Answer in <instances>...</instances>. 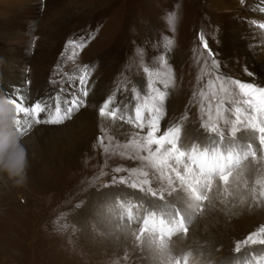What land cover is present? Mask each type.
I'll return each mask as SVG.
<instances>
[{"label":"rangeland","instance_id":"374dc122","mask_svg":"<svg viewBox=\"0 0 264 264\" xmlns=\"http://www.w3.org/2000/svg\"><path fill=\"white\" fill-rule=\"evenodd\" d=\"M215 1L36 0L15 28L0 9V96L40 102L41 120L83 101L63 123L29 117L31 127L11 103L28 179L0 173V264H264V244L236 251L264 227V113L232 83L264 86V15L252 0H239L249 16ZM150 82L167 94L156 135L179 129L182 161L159 162L172 144L149 145V126L135 123ZM109 97L115 120L99 115ZM193 150L221 166L202 173Z\"/></svg>","mask_w":264,"mask_h":264},{"label":"snow or ice","instance_id":"6c2138e0","mask_svg":"<svg viewBox=\"0 0 264 264\" xmlns=\"http://www.w3.org/2000/svg\"><path fill=\"white\" fill-rule=\"evenodd\" d=\"M172 20V17H170V22ZM261 29H264V22H261L258 25ZM201 41L203 43V47L205 49L208 48V44L206 41H204L203 35H201ZM72 43V42H70ZM172 42L168 41V44L170 45ZM82 47V46H81ZM213 53L209 51V56H212ZM212 64L216 65V60H212ZM147 72L148 70L145 69ZM248 75H253L252 73H247ZM87 71L83 73V75L80 76V83L81 85L86 84L87 82ZM160 75V74H157ZM168 78L163 80L162 83L164 84L165 88L169 86L172 82L171 73L169 72L167 74ZM216 81L219 82V92L224 93L228 96L232 95V92L230 90L229 85L220 80V77H216ZM232 83L236 85V87L239 89V93L242 94L245 97H248V103H254L257 111L264 113V86H258L252 82L248 81H240V80H232ZM150 91L153 93L149 98H145V100L142 103H138L135 108V123L138 124L141 128L147 124L149 126V132L147 134V143L149 145L155 143L157 145L163 146L164 143H171L172 148L169 150V153H167L163 158L160 159L159 162L164 163L167 161V159L170 156H175V158L178 161H182L183 158L186 155H189L188 153H185L184 151L180 150L176 140H175V133H178L179 129H170L167 133H165L164 136H157L156 133L159 132V120L161 116L163 115V109L158 106L159 104H163L166 92L160 91L159 89L152 86L151 82L149 84ZM208 88L211 91L213 95L217 93V83L214 81H209ZM135 92V89L133 90ZM88 92L87 90L83 91V96H87ZM201 95H204L202 92ZM10 103L15 105L16 108V116L17 120L16 123L20 125L22 123V120L20 118V114H23L25 120L23 123H28L27 118L31 117L32 121L35 123H52V124H59L63 123L65 119H68L71 117V114L73 110H79V107L83 105V101H81L78 97L76 99H73L71 102V107L67 109L66 112H61V109L59 106H57L55 114L50 115L47 120H41L40 119V113L45 111V107L42 106L40 102L33 103L30 107L25 106L24 100L22 97L18 96V99L20 102H18V99H12L10 97H6ZM138 99V94L136 97ZM113 103V98L109 97L106 99L101 107L99 108V115L101 117H107L112 120H115L118 117V114L120 112L119 107L112 108L109 110L110 105ZM127 108V106H125ZM145 111L149 112L151 114V118L147 121L144 120V113ZM240 111L239 109L237 110ZM212 118L211 116L209 117ZM28 126L31 127V124L28 123ZM210 130H215V125H212L210 127ZM260 131L264 133V126L260 127ZM261 142L264 143V136H261ZM255 155V153H253ZM190 161L192 164L198 165L201 169V172H212L217 167H220L219 161L215 157H209L207 153H200L197 154L195 150H193V153L189 156ZM191 167L187 169L188 172H191ZM179 175V173L177 174ZM229 175H222L221 179H223L225 182H227ZM183 179V177H181ZM261 195H264V192L261 193ZM200 199H205L206 197H199ZM147 224V221L145 222ZM264 244V227L259 229L255 233H250L248 237L245 238L244 241H237L236 242V251L240 250L241 244ZM177 264H179V261H177Z\"/></svg>","mask_w":264,"mask_h":264},{"label":"clouds","instance_id":"9594fccd","mask_svg":"<svg viewBox=\"0 0 264 264\" xmlns=\"http://www.w3.org/2000/svg\"><path fill=\"white\" fill-rule=\"evenodd\" d=\"M14 111L10 101L0 96V173H6L16 186H21L28 179V154L13 130Z\"/></svg>","mask_w":264,"mask_h":264},{"label":"bare ground","instance_id":"6f19581e","mask_svg":"<svg viewBox=\"0 0 264 264\" xmlns=\"http://www.w3.org/2000/svg\"><path fill=\"white\" fill-rule=\"evenodd\" d=\"M233 1V0H232ZM39 2V1H38ZM215 2H219V1H215ZM36 0H0V9H2L3 11H9V12H12L13 15H11L10 17V20H11V26L13 28H15V26H19V25H23L21 24V22H19L20 19H23L24 17H27V16H31V15H35L37 13V8L35 5H38V3L36 4ZM224 3V2H223ZM252 3L253 5L255 6V8L257 9L258 13L256 14V16L258 17H261L264 15V0H252ZM251 4V3H250ZM34 8V11L36 10L35 13H33V8ZM226 5V4H225ZM31 7V9H30ZM222 7V6H221ZM222 8H225L222 7ZM227 8L229 10H232L233 13H237L240 15H244V16H249L248 14H246L245 10L243 8L244 5L242 2H240L239 0H234L232 3H230ZM220 9V8H219ZM248 9V8H246ZM250 9V8H249ZM248 9V10H249ZM19 10H23L22 12H18ZM30 10L32 13H30ZM247 10V11H248ZM250 11V10H249ZM256 11V12H257ZM2 12V11H1ZM0 12V15L2 14ZM11 14V13H10ZM232 15L231 13L229 14H226V15H220L219 18L220 19H224V17H227L229 18L228 16ZM233 16V15H232ZM251 17H249L250 19ZM231 19V18H230ZM2 20V19H1ZM228 20V19H227ZM22 21V20H21ZM232 21V20H231ZM264 22V20L262 21ZM236 24V23H235ZM253 26V25H252ZM256 27V26H255ZM224 28V27H223ZM231 28V27H230ZM254 28V27H253ZM261 31V30H260ZM235 33V32H234ZM237 33V32H236ZM251 33V32H250ZM260 33V32H259ZM254 36V35H253ZM224 37V36H223ZM239 38V36H238ZM225 39V38H224ZM242 39V38H241ZM250 42V41H249ZM262 43V42H261ZM230 48V47H229ZM263 53V52H262ZM248 55V54H247ZM263 56V55H262ZM261 57V56H260ZM253 62H256V61H253ZM255 65V64H254ZM258 67V66H257ZM257 70V69H256ZM15 83V82H14ZM17 83V82H16ZM3 85V84H2ZM15 85V84H14ZM3 87V86H2ZM12 88V87H11ZM17 88V87H16ZM5 90V89H4ZM7 90V88H6ZM3 93V96L4 97H10V98H16L18 99V97H14L13 94H6V92H2ZM20 96V95H19ZM93 98V97H92ZM19 100V99H18ZM85 124V123H84ZM110 205V204H109Z\"/></svg>","mask_w":264,"mask_h":264}]
</instances>
